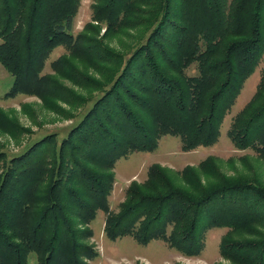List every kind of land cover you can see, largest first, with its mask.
I'll list each match as a JSON object with an SVG mask.
<instances>
[{"label": "trees", "instance_id": "16d2710c", "mask_svg": "<svg viewBox=\"0 0 264 264\" xmlns=\"http://www.w3.org/2000/svg\"><path fill=\"white\" fill-rule=\"evenodd\" d=\"M79 5L0 0V62L13 76L7 94L24 91L48 100L64 90L56 78L40 73L56 45L97 63L121 58L107 86L58 144L53 133L42 137L12 156L0 174V264H28L31 252L37 264L92 260L96 252L83 241L92 232L85 226L97 210L109 211L117 160L155 149L165 135L177 137L185 151L215 144L226 113L258 65L254 95L232 116L227 136L264 161V0H93L92 19L105 26L101 38L73 32ZM143 24L147 28L125 59L101 42L108 33ZM51 66L76 83L92 80L64 55ZM160 180L154 165L144 184L151 192L126 189L119 212L106 218L110 240L161 239L196 256L208 230L226 228L219 242L223 258L264 264V185L223 180L195 198L174 188L158 192Z\"/></svg>", "mask_w": 264, "mask_h": 264}, {"label": "rangeland", "instance_id": "374dc122", "mask_svg": "<svg viewBox=\"0 0 264 264\" xmlns=\"http://www.w3.org/2000/svg\"><path fill=\"white\" fill-rule=\"evenodd\" d=\"M92 3L93 0H80L74 17L73 32L81 31L101 38L105 26L103 22L92 19ZM146 26L123 27L121 32L108 33L101 42L110 44L125 59L128 51L140 40ZM61 55L69 60L71 66L92 79L88 85L76 83L54 71L51 61ZM120 63L121 58L112 61V66L107 62L97 63L68 54L64 46L56 45L50 51L40 73H48L66 88L57 92V96L45 100L39 94L24 91L7 94L13 76L0 62V117L6 119L4 121L0 118V152L4 154L0 161V174L12 156L22 153L42 137L53 133L58 144L93 104V99L107 86L112 73L121 66ZM260 67L258 65L244 81L222 121L215 144L185 151L180 148L177 137L165 135L159 139L155 149L134 151L117 160L111 169L114 183L108 196L109 211L97 210L95 219L85 226L92 234L83 241L96 252V256L92 260L81 256L84 264H234L219 253V242L227 232L226 228L208 230L200 254L189 256L161 239H152L146 244L138 243L130 236L110 240L105 234V223L108 214L119 212L126 200L128 187H140L144 192L152 191L147 190L144 184L148 179V171L154 165L159 168L161 180L155 190L160 193L164 189L168 191V188H174L196 198L201 191L218 186L223 180H255L264 185V161L251 149L235 147L227 136L232 116L254 95ZM188 72L194 73L195 68L191 66ZM3 123L5 127H2ZM259 229L264 231V226ZM36 256V253L31 252L28 264H37Z\"/></svg>", "mask_w": 264, "mask_h": 264}]
</instances>
